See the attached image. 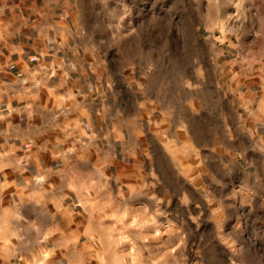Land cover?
Returning <instances> with one entry per match:
<instances>
[{
  "label": "crops",
  "instance_id": "crops-1",
  "mask_svg": "<svg viewBox=\"0 0 264 264\" xmlns=\"http://www.w3.org/2000/svg\"><path fill=\"white\" fill-rule=\"evenodd\" d=\"M80 1L0 0V264H159L148 235L121 229L132 218L118 217L120 195L126 206L136 187L118 179L163 170L149 168L155 154L133 116L142 107L119 105L95 82ZM249 62L233 75L236 119L222 113L219 140L208 134L188 160L206 185L264 204V60ZM171 159L180 177L181 157Z\"/></svg>",
  "mask_w": 264,
  "mask_h": 264
},
{
  "label": "rangeland",
  "instance_id": "rangeland-1",
  "mask_svg": "<svg viewBox=\"0 0 264 264\" xmlns=\"http://www.w3.org/2000/svg\"><path fill=\"white\" fill-rule=\"evenodd\" d=\"M79 3L95 82L119 105L142 107L133 116L155 154L149 168L163 170L161 178L152 170L133 183L118 179L136 187L126 206L120 195L118 217L132 218L121 229L148 235L144 249H161L159 264H264V204L214 179L206 185L201 163L188 160L200 156L208 134L219 140L222 113L236 119L233 75L264 60V0ZM172 153L181 157L180 177L169 175Z\"/></svg>",
  "mask_w": 264,
  "mask_h": 264
}]
</instances>
